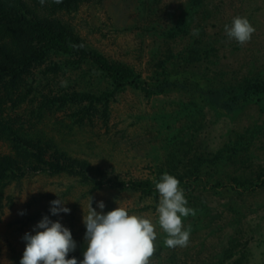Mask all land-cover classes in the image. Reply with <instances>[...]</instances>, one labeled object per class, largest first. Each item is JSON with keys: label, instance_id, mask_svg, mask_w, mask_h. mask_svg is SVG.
Instances as JSON below:
<instances>
[{"label": "rangeland", "instance_id": "1", "mask_svg": "<svg viewBox=\"0 0 264 264\" xmlns=\"http://www.w3.org/2000/svg\"><path fill=\"white\" fill-rule=\"evenodd\" d=\"M20 2L36 16L63 22L89 48L109 61L130 65L142 79L160 71L157 64L166 59L168 79L181 87L168 85L163 92L145 95L128 85L115 93L103 116L101 102L82 114L86 100L40 108L45 97L73 91L98 95L108 86L93 63H73L61 53H51L16 85H1L0 155H16L8 128H17L20 135L50 143V150L56 147L86 161L87 179L29 167L22 173L7 172L0 179V264H19L26 243L23 236L35 234L44 216L71 231L76 249L68 258L82 260L78 241L85 250L82 217L89 196L97 212H101L97 202L102 201L103 213L119 206L155 223L159 194L121 190L112 182L152 180L165 172L184 177L201 158L205 159L201 179L186 190L180 184L187 206L196 212L183 218L185 228L191 225L189 244L167 248L165 234L157 227L152 264H264V183L236 198L230 197L227 187L236 175L246 177L251 172L256 180L258 171L264 170V102L254 97L235 114L220 103L217 111L201 101L193 103L199 93L205 94L200 87L218 89L221 77L241 82L243 76L264 68V0H87L75 10L52 9L51 0L43 6L39 0H12L18 7ZM236 16L247 18L255 28L243 46L225 33V25L230 26ZM194 29L199 35H193ZM0 44L15 52L11 36L2 29ZM49 64L58 69L44 71ZM155 76L163 78L159 72ZM205 80L210 81L206 86ZM229 131L232 136L241 134L244 143L249 141L242 146L243 161L236 155L227 158ZM219 150L223 158L212 161ZM218 181L222 185L216 186ZM58 198L70 213L51 214L50 202ZM231 199H236L234 207Z\"/></svg>", "mask_w": 264, "mask_h": 264}, {"label": "trees", "instance_id": "2", "mask_svg": "<svg viewBox=\"0 0 264 264\" xmlns=\"http://www.w3.org/2000/svg\"><path fill=\"white\" fill-rule=\"evenodd\" d=\"M52 1V0H51ZM87 0H62V3H52V9L66 8L75 10L81 2ZM21 7H18L12 0H0V29L3 33H8L11 36V41L14 45L15 52L7 45L0 44V86L10 84L12 87L16 85V81H23L27 77L36 64L44 62L51 53H61L71 57L73 63L80 64L84 61L93 63L97 69L101 71L105 78H107L108 86L103 89L98 95L93 93H79L67 92L61 95H53L52 97H45L40 108L45 104L58 102L59 104H69L81 100L88 101L87 106L82 110L92 108L96 102L102 103L101 116L106 114V109L109 101L115 96V93L124 89L126 86H133L144 92L145 95L152 93L163 92L168 85L181 87V83H174L168 78V72L164 68L166 59L158 62L161 70L157 71L149 80L142 79L140 73L136 72L133 67L123 62L109 61L100 52L89 48L83 43L81 38L74 32V30L56 18H42L32 13V10L26 6L25 3L20 2ZM83 45V47H80ZM10 48V49H8ZM195 54V53H193ZM192 55V54H191ZM197 56V54H196ZM184 62V56H181ZM188 58V57H185ZM178 61L174 62V65ZM184 64V63H183ZM182 67V65H181ZM58 67L56 64H49L44 67V71H55ZM176 72L179 68H175ZM163 74L162 80L157 75ZM219 79L220 88L204 89L205 94H200L199 98H195L193 103L208 104L212 109L218 110L219 106H225L234 114L238 112L242 105L246 102L254 100L257 102H264V68H257L251 76H243L241 82L232 83L229 79ZM204 86L210 83L205 80ZM183 87V86H182ZM193 92L197 93L194 88ZM220 105L218 106L217 104ZM39 108V109H40ZM82 116L79 118L81 120ZM9 140L12 141L13 149L16 153L14 157L8 155H0V179L5 177L7 172L14 173L15 169L22 173L25 167L31 170L49 171L51 173H60L66 171L70 174H76L80 179H87L84 166L86 161L73 159L62 150L58 148H51V144L38 137L31 138L26 134H19V129L8 128ZM256 133V129L252 131ZM229 142L232 146H228L230 153L227 158L230 159L233 155L240 156L239 161H243L245 157L241 154L242 146L248 145V140L245 141L241 134L235 133L231 135L229 131ZM51 151L50 153H48ZM46 154H48L46 156ZM223 158L221 150L210 158L212 161ZM204 161V158H201ZM202 161L195 163L189 170L184 172V177L179 174H170L176 177L182 188L185 190L191 187L194 181L201 179L200 167ZM164 173H162L163 175ZM256 180L252 177V173L246 177L236 175L232 177V184L227 185L231 190L230 197L236 198L241 194L253 190L257 185L264 183V170L260 169L256 174ZM159 182L160 176L152 180L144 181H130L128 183L113 181L112 186H117L124 190L130 188L132 190L140 191L143 195L157 196L158 192L155 190L153 181ZM96 185H101L99 181H93ZM201 182V181H200ZM216 186L222 185L220 181L215 182ZM236 200V199H235ZM234 199L230 200V205L234 207L237 203ZM78 248L83 254L84 243L78 241ZM227 250H231L230 248Z\"/></svg>", "mask_w": 264, "mask_h": 264}, {"label": "clouds", "instance_id": "3", "mask_svg": "<svg viewBox=\"0 0 264 264\" xmlns=\"http://www.w3.org/2000/svg\"><path fill=\"white\" fill-rule=\"evenodd\" d=\"M45 2L39 0L41 6ZM52 3L60 4L62 0H52ZM254 32L249 20L241 16L234 17L230 26L225 25L227 37L241 46L250 42ZM193 35H199V29H194ZM61 86L66 87L67 82L62 81ZM153 183L159 194L155 223L142 215H130L119 206L103 213L105 205L102 201L97 202L101 209L97 212L91 206L92 197L89 196L87 214L82 217L86 229L82 260L68 258L69 253L76 249L71 231L59 221H51L44 216L35 226V234L25 233L23 236L26 243L19 264H152L157 227L165 234L163 243L167 248L187 247L191 225L185 228L183 218L195 216L196 212L187 206L180 181L165 172L159 182L154 180ZM50 203L52 215L70 213L59 198Z\"/></svg>", "mask_w": 264, "mask_h": 264}]
</instances>
